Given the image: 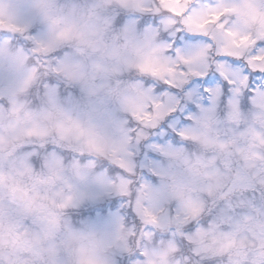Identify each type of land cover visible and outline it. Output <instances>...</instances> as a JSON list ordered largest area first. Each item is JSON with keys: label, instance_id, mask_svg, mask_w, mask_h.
Here are the masks:
<instances>
[{"label": "clouds", "instance_id": "9594fccd", "mask_svg": "<svg viewBox=\"0 0 264 264\" xmlns=\"http://www.w3.org/2000/svg\"><path fill=\"white\" fill-rule=\"evenodd\" d=\"M0 264H264V0H0Z\"/></svg>", "mask_w": 264, "mask_h": 264}]
</instances>
